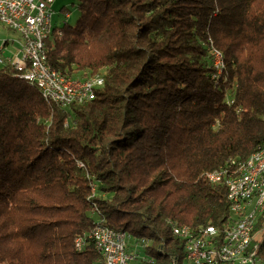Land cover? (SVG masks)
Segmentation results:
<instances>
[{"label":"trees","instance_id":"1","mask_svg":"<svg viewBox=\"0 0 264 264\" xmlns=\"http://www.w3.org/2000/svg\"><path fill=\"white\" fill-rule=\"evenodd\" d=\"M77 11L47 59L65 77L102 72L93 99L61 107L0 66V264H103L91 239L74 243L100 222L150 241L140 264H184L172 224L221 228L226 188L205 175L264 140V0H78Z\"/></svg>","mask_w":264,"mask_h":264},{"label":"built area","instance_id":"2","mask_svg":"<svg viewBox=\"0 0 264 264\" xmlns=\"http://www.w3.org/2000/svg\"><path fill=\"white\" fill-rule=\"evenodd\" d=\"M52 3L53 0H0V24L17 33L20 44L17 52L3 57V51L7 49L4 41L0 45V64H9L22 78L34 81L37 87H46L54 104L70 106L80 100L90 101L95 96L96 88L102 85L101 83L99 86H91V79L85 83H78V78L62 77L60 72H46L40 64L39 37H44L45 26L47 23H52ZM65 16L67 18L68 14ZM215 66H212L213 74ZM37 71L50 74L52 83H42V79L37 78ZM224 164L226 168L234 169L230 159ZM250 182L251 177L249 182L243 184H250ZM226 190H232V200H230L229 215L223 223V233L206 232L205 235H210V242H195V247H187V240H194V238L184 239L192 264L216 261L218 256L226 255L223 253V246H231L235 250L241 240L245 239V229L251 224H239V216L251 217V215H237V207L249 198V192H242V185L226 188ZM90 239L92 242H101V247L104 248L103 257H109V264H140V259L145 256L144 254L140 256L139 253L145 249L143 238L134 239L136 241L134 248L129 249L131 238L124 234L123 230L114 229L101 222L99 229H94ZM261 258L262 256L255 248V251L247 255L244 264H257V260Z\"/></svg>","mask_w":264,"mask_h":264},{"label":"bare ground","instance_id":"3","mask_svg":"<svg viewBox=\"0 0 264 264\" xmlns=\"http://www.w3.org/2000/svg\"><path fill=\"white\" fill-rule=\"evenodd\" d=\"M55 28L56 27H53L52 23H47L44 28V37H39L40 64L45 68L46 72H58L52 68L48 62L46 47V41L50 38ZM59 32L60 31H58V33ZM4 41L5 45H7L8 41ZM212 51L216 56L222 55L218 49L213 48ZM223 70L224 65H216L213 76L219 77L223 75ZM46 72L37 71V78L42 79V83L44 84H51L52 76H50V74H46ZM61 76L65 77L63 74H61ZM88 79H91V86H99L100 83L103 84L104 81L102 75L94 74L86 79L78 78V83H85V81H88ZM29 82L35 84L34 81ZM38 88L42 98L47 102L53 103L49 97V90L46 87ZM85 102H87V100H80L77 101L76 104H83ZM57 105L61 107H68L66 104ZM230 164H234V169L226 168V164H222L215 170L207 172L205 178L212 184H222L226 188H234L242 185V192H249V198L245 200L243 204L237 207V215H251V217L239 216V224L251 225L249 228L245 229V239L241 240L240 245L237 246L235 250H233V247L231 246H223V253L226 255L218 256V260L216 261H207V264H244V262H246L247 255H249V253L252 251H255V248H257V253H259L260 242L262 236L264 235V140L247 157L230 158ZM252 171L253 176H251ZM250 177V184H243L249 182ZM226 199L228 202L227 215H229L230 200H232V190H226ZM94 229H99V223H97L87 234H80L75 238L74 243L77 250H81L84 247L87 241L85 239H90L92 237ZM209 231H213L214 233H223V226L218 228L213 225H205L193 230L188 225L172 224V235L183 241L184 250L186 253L184 264H192L190 253L189 251H186L184 239L194 238V240H187V247H195V242H210V235H205V233ZM123 233L129 236L127 232L123 231ZM144 240L146 247L150 244V241L148 239ZM92 243L95 250L100 254L103 264H109V257H103L104 248L101 247V242ZM172 264H175V262L173 261ZM257 264H264L263 258H261V260H257Z\"/></svg>","mask_w":264,"mask_h":264},{"label":"rangeland","instance_id":"4","mask_svg":"<svg viewBox=\"0 0 264 264\" xmlns=\"http://www.w3.org/2000/svg\"><path fill=\"white\" fill-rule=\"evenodd\" d=\"M77 2L78 0H53V3L51 4V9L53 10L52 24H53V27H56V28L52 32L51 36L53 35V33L57 36L61 35V30L59 29V27L63 25L64 21H67L68 24H71V25L75 23L79 15L77 11ZM63 7L65 8V10H61ZM66 14H68L67 18L65 16ZM58 31H60V33H58ZM4 40L8 41V49L12 50V49H16V47L18 46L19 37L17 33L10 30L5 25L0 24V45L3 44ZM9 50L5 54L3 51V54H4L3 57H8L11 55V53H9ZM47 51H48V48H47ZM220 59H221V62H220ZM210 62H211V65H225L222 55L216 56L213 51H211ZM99 73H102V72H98V74ZM129 243H130L129 249H132L134 248V244L136 243V241L134 239H129ZM139 253H140V256L143 255L141 251H139Z\"/></svg>","mask_w":264,"mask_h":264},{"label":"crops","instance_id":"5","mask_svg":"<svg viewBox=\"0 0 264 264\" xmlns=\"http://www.w3.org/2000/svg\"><path fill=\"white\" fill-rule=\"evenodd\" d=\"M7 49L6 50H4V54L6 53V52H8V44H7V47H6ZM19 48H20V44H19V42H18V46L16 47V49H12V50H9V53H15V52H17L18 50H19Z\"/></svg>","mask_w":264,"mask_h":264}]
</instances>
